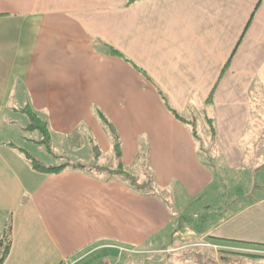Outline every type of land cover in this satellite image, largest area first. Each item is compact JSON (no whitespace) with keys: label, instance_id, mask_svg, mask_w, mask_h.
Here are the masks:
<instances>
[{"label":"crops","instance_id":"0c3cea01","mask_svg":"<svg viewBox=\"0 0 264 264\" xmlns=\"http://www.w3.org/2000/svg\"><path fill=\"white\" fill-rule=\"evenodd\" d=\"M259 1L0 0V240L11 243L3 264L133 256L135 264H254L248 254H264V186L250 202L205 201L221 189L195 127L205 113L207 152L229 173L264 174L254 126L264 97ZM30 110L46 123L51 151L87 136L96 161L112 154L114 168L35 169L30 146L45 143ZM99 111L118 133L121 158ZM120 163L142 170L140 189L115 172ZM164 193L186 208L176 214ZM196 204L199 214L187 217Z\"/></svg>","mask_w":264,"mask_h":264},{"label":"rangeland","instance_id":"374dc122","mask_svg":"<svg viewBox=\"0 0 264 264\" xmlns=\"http://www.w3.org/2000/svg\"><path fill=\"white\" fill-rule=\"evenodd\" d=\"M259 86V84H258ZM263 82L261 83V88L264 90ZM257 89V86L256 88ZM257 100V99H256ZM261 101L262 106L261 109L259 108V105L257 102L255 103V113H254V126H255V133L258 136V138L264 139V97L262 99H258ZM204 115L205 113L202 112L200 121L196 124V129L199 133V143H200V154L201 156L208 161L212 169L214 170L216 174V180L219 183V188L221 189L218 191V194L210 191L205 196V201H214L216 197L223 199V201H228L230 203H245L250 202L251 196L248 193H251L253 189L255 188V185L264 186L263 184V175L258 176L256 179L253 178V173L245 179V175L239 174L238 177L235 176V173H229L230 171H227L222 165H218L216 162L217 157L215 156L214 159L209 156V153L207 152L210 145V139H209V128L207 124L204 121ZM15 138H19V132L18 131H12ZM37 133V138L41 137V132L39 130L35 131ZM76 141L71 142L70 140L67 141L64 145H55L53 146V150L51 151L50 148L45 144L41 145L40 149L37 146H30V150H32L33 154H36L40 161L43 164L46 165H59L66 163L67 159L63 155V151H68L67 156H70L74 158V162L77 163H84V164H98V167L104 166L105 168L112 169L114 168V165L116 164V160L114 155L107 154L106 156L101 157L99 160L96 161L97 154L96 151L93 150L94 144L89 140L87 136L83 137H77ZM79 143V145H76ZM50 150V151H49ZM264 151V147L259 148V153H262ZM54 151V152H53ZM58 155L62 156H57ZM107 166V167H106ZM96 169V168H95ZM130 174L131 178L133 177L134 180H132L130 177H125L128 180V183L135 187L136 189H140V185L142 186V181L145 180V177H143L142 170L138 168L134 169H126ZM242 172V171H241ZM239 172V173H241ZM261 172V171H259ZM134 182V183H133ZM163 196L169 200V202L172 204V208L174 211L179 213L182 209L186 208L185 202L183 200L178 201V199H174L172 195H168V193H164ZM233 199V200H231ZM235 200V201H234ZM198 204L192 205L190 207H187L186 216L193 218L194 212H197L199 214L198 210ZM192 220V219H191ZM11 221V218H10ZM183 233L182 235L180 232H178L177 237H180L182 240H184L186 233ZM184 237H181V236ZM180 244V243H178ZM192 244V243H191ZM202 245V243H198ZM115 247L121 249L120 251L124 250L125 248L122 246L114 245ZM205 246V244L203 245ZM183 248V247H181ZM193 248L191 247V250ZM201 249H214L212 246H205ZM182 250V249H181ZM211 251V250H208ZM209 254V253H208ZM211 257H214V255L209 254ZM1 258V256H0ZM133 258H135L133 256ZM128 259L126 264H135L134 259ZM136 259V258H135ZM138 259V258H137ZM150 261V259H149ZM207 264H212L214 261L213 258L207 257L205 260ZM252 261L254 264H264V259L261 257H252ZM219 262H222L221 259H219Z\"/></svg>","mask_w":264,"mask_h":264},{"label":"trees","instance_id":"16d2710c","mask_svg":"<svg viewBox=\"0 0 264 264\" xmlns=\"http://www.w3.org/2000/svg\"><path fill=\"white\" fill-rule=\"evenodd\" d=\"M138 1H142V0H127V5L128 6L132 5V4H134V3L138 2ZM261 2H262V0L259 1L258 5H257V8L260 6ZM254 15H255V12L253 13L252 17L250 18L249 23L246 26V28L244 30V33H243L238 45L234 49L232 56L237 51V48L239 47L243 36L245 35L246 31L248 30V27H249L250 23L252 22ZM111 52L114 55H116V56H122V53L119 50L115 49V48H111ZM230 62H231V58L227 62L226 66L224 67L223 73L226 72L228 66L230 65ZM214 90H213V92H212V94L210 96V99L208 100L209 102H212ZM28 112H29V115H30L31 120H32L31 127L35 128V129L38 128L42 132L43 137H44L42 143H45L50 148V146H49L50 136H49V132H48V128H47L46 123L43 120H41L36 115V113H34L33 111L30 110ZM174 113H176V112L174 111ZM98 115L100 116V119L106 125L108 130L112 133V136H114V139H115V146L114 147H115L116 155H117L118 158H121L120 141H119V136H118V133H117L116 129L114 128L113 124L108 120V118L102 112L99 111ZM211 126H212V135H213V137H215L216 136L215 129H214L213 125H211ZM94 150L98 152V147L94 146ZM32 164H33L35 169H37L39 171H42V172H47V173L59 172L60 170H62L63 168H65V167H67L69 165L74 166V167H83V168H90V169L96 168L93 165H86V164H83V163H81V164H79V163H70V162L62 164V165H58V166H47L46 164H43L42 162L37 161L34 158H32ZM119 165H120L119 169L116 170L115 172L121 173V174L125 175V177H127V178L128 177L131 178V174L123 169L122 164L120 163ZM131 179L134 180L133 177ZM10 231H11V228L9 227L8 233ZM3 242L4 241L1 239L0 240V256H1L0 264H3L7 254L9 252L10 246H11V243H10V241L8 239V236L6 237V243H3ZM248 255L252 256V257H263L264 256V254H260V253H250Z\"/></svg>","mask_w":264,"mask_h":264},{"label":"built area","instance_id":"2783aa9c","mask_svg":"<svg viewBox=\"0 0 264 264\" xmlns=\"http://www.w3.org/2000/svg\"><path fill=\"white\" fill-rule=\"evenodd\" d=\"M100 264H118L117 262H114L110 259L103 260Z\"/></svg>","mask_w":264,"mask_h":264}]
</instances>
